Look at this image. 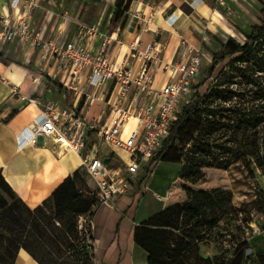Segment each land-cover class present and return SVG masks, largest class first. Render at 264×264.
Returning a JSON list of instances; mask_svg holds the SVG:
<instances>
[{"label":"crops","instance_id":"crops-1","mask_svg":"<svg viewBox=\"0 0 264 264\" xmlns=\"http://www.w3.org/2000/svg\"><path fill=\"white\" fill-rule=\"evenodd\" d=\"M116 1L36 0L32 17L46 35L62 41L77 37L79 21H85L87 26L95 25L99 32L91 44L95 50L101 48L99 39L102 41L105 35L113 34L117 39L110 44L108 52L116 63L129 55V46L134 40H139L142 50L156 45L161 62L157 64L154 85L161 87L167 79L164 71L166 61L178 58L183 41H200L198 30L207 32L209 28V32H215L209 26L217 20L218 14H222L218 0H132L126 16L113 22ZM240 1H248L252 5L259 1L261 7L264 2ZM24 3L25 0H0V13L14 16ZM89 5H92L90 11ZM62 9L70 19L61 15ZM135 10H140L143 18L134 15ZM150 15L151 21L145 24L144 19ZM82 40L86 42L87 36L84 35ZM130 64L134 71L140 67V61L131 57ZM53 70V59L42 58L29 42L17 40L6 44L0 54V198L19 201L31 210L43 205L54 189L83 165L81 155L64 150L51 137L39 135L35 142L30 138L29 126L39 121L37 118L45 96L64 94L58 92L57 85L60 87L61 84L55 81ZM71 89H76L74 103L77 106L82 99L81 86ZM85 93L104 99L109 93V84L95 89L93 85H86ZM29 97L39 100V103L31 102ZM81 110L86 118L98 117L91 108ZM161 161L157 162L152 174ZM174 181L175 177L162 180L159 190L152 191L150 179L142 180L140 177L138 183L117 198L114 206L101 204L95 209L93 235L97 240L94 252L98 264H148V252L135 242V230L169 204ZM145 202L146 207L142 210ZM13 264L42 263L30 250L21 246Z\"/></svg>","mask_w":264,"mask_h":264},{"label":"rangeland","instance_id":"rangeland-1","mask_svg":"<svg viewBox=\"0 0 264 264\" xmlns=\"http://www.w3.org/2000/svg\"><path fill=\"white\" fill-rule=\"evenodd\" d=\"M218 1L220 2L219 9L222 14H218L217 20L209 26L215 32H209V28H207V32L199 30L197 32V37L203 47L205 50H209L211 54L213 50L219 47L221 38L227 39L229 36H234L239 42L243 43L245 37L238 27L249 30L252 24L250 21L256 20L261 23V18L263 17L259 1H256L255 5L250 4L248 1L243 2L240 0ZM91 8L92 5H89L88 11ZM62 11L61 15L70 19V15L64 9ZM84 20H86V17ZM32 24L36 29L43 31L45 37L58 41L57 38L46 35V31L41 29L33 21V18ZM78 26L79 32L75 39H80L81 36L83 38L84 35L88 38V33L86 34L88 26L85 21H79ZM82 29L81 34L80 31ZM59 41L65 43L70 40ZM80 42L86 44L88 40L83 42L80 39ZM99 42L101 44L100 39ZM192 43L197 44L198 42L194 39ZM262 44L264 46V37ZM90 47L95 52L100 51V49L95 50L92 46ZM210 63L204 65L199 82L205 80V69ZM246 65H248V62H237L234 66L228 65L226 67H246ZM255 65L250 64L248 67H256ZM54 79L62 86L59 87L57 85V88L60 89L58 92L62 91L64 94L62 96L58 94L45 96L46 100L43 103V108L44 105H48L58 111L75 108L76 115L80 116L82 120L97 126V128H91L93 130L86 139L83 155L89 153L96 144V154L106 159L109 169L122 165L123 161L118 152L107 143H104L98 135L99 129L108 123L110 107L106 102L110 92L104 99L102 97L97 99V95L90 97L85 93L88 83L83 78L79 84V87L81 86L79 91L82 93L80 96L82 99L76 106L74 103V98L76 97L74 91L76 89H71L72 87L62 83L56 76ZM225 80L226 77H222L219 80L213 78L211 82L207 81L202 86V89L206 91L219 82L226 85ZM96 87H101V85H93L94 89ZM232 87L236 88L237 86L234 84ZM94 98L96 100L91 103ZM82 108H84V111H88L91 108L92 113L95 112L98 117L86 118L82 113ZM203 118V115H197L188 120L186 125L179 129L177 137L171 145L172 147L170 146L168 154L164 156L156 171L152 174L150 168H147L143 171V173L146 172L144 178L142 176L143 173L141 178L142 180L145 178L147 180L150 179L152 183L151 190L153 191L155 189L159 190L162 180L164 182L168 178L175 177L169 194L170 205L185 203L194 196V193L202 190L213 192L214 194L222 191L230 195L229 203L223 204L222 209L217 207L214 210H209L210 216L217 213L221 215L216 224L211 226L207 222L210 216L208 218L204 217L201 221L204 225V229L201 232L202 236L198 240H193L194 247L190 253V258L186 259L185 264H210V262L211 264H231L236 252L239 251V254H241L242 246H250L252 248L244 264H264V166L259 167L255 162H252L249 166L246 161L234 162L228 168L187 163L185 157L192 149L193 144L211 146L203 140L205 133ZM40 119H42L41 115L37 120ZM65 122L66 125L69 124L68 121ZM29 131H31L30 128ZM227 137L224 136V139ZM219 141H222L221 138ZM121 154L125 158L128 157L126 152H121ZM177 155L179 156L178 160ZM81 177L88 181V186L85 187L88 190L84 193L96 199L98 191L96 180L88 173L84 164L81 166ZM261 193L263 195L262 199L258 202L252 201L259 197ZM12 202V199L6 201L0 198V264H10L12 253L16 251L19 245L31 247L44 264H94L91 258L85 259V255L82 252V246L87 243L86 237H83L78 232V235L72 238L73 241L66 238L62 232V224L52 219L49 203H44L40 207L34 208V210L29 209L22 203L17 204V209L14 212L8 208L9 203ZM146 203L141 207L142 210L145 209ZM206 259H210V262ZM232 264H239V261Z\"/></svg>","mask_w":264,"mask_h":264},{"label":"built area","instance_id":"built-area-1","mask_svg":"<svg viewBox=\"0 0 264 264\" xmlns=\"http://www.w3.org/2000/svg\"><path fill=\"white\" fill-rule=\"evenodd\" d=\"M35 5L36 0H25L14 16L0 13V54L6 44L17 40L29 42L38 49L42 58L53 59V76L67 86L79 87L83 78L88 85L109 84L110 96L106 103L109 104L110 115L98 135L118 152L122 165L109 169L106 159L96 154V144L83 155L86 139L93 130L91 128L97 126L82 120L76 115L75 108L58 111L44 105L40 111L42 119L29 126L30 138L34 142L39 135H44L51 137L64 150L81 155L88 173L96 180L97 203L89 212L78 215L77 229L86 237V251L90 258L98 264L94 256L97 241L93 235L95 209L101 204L114 206L120 195L140 181L141 174L169 137L173 122L192 98L203 67L212 61L213 55L205 50L201 41L197 44L183 41L178 58L165 63L166 82L156 87L155 74L157 64L161 62L156 45L142 50L139 40H134L129 46V55L116 63L108 52L110 44L117 39L113 34L104 36L99 52L90 47L99 33L95 25L86 28V44L80 42L82 36L65 43L47 38L32 24ZM133 14L143 18L140 10H135ZM151 18L152 15L145 18V24ZM130 57L140 61L137 71L130 64ZM29 99L39 103L37 99ZM65 121L69 124L66 125ZM129 122L132 126L127 129ZM120 150H124L128 157H123Z\"/></svg>","mask_w":264,"mask_h":264},{"label":"trees","instance_id":"trees-1","mask_svg":"<svg viewBox=\"0 0 264 264\" xmlns=\"http://www.w3.org/2000/svg\"><path fill=\"white\" fill-rule=\"evenodd\" d=\"M131 2L132 0L116 1L113 22L126 16ZM260 11L263 16L261 23H252L249 30L238 27L245 37L243 43L234 36L219 41L220 47L213 50L212 61L205 69V80L195 85L192 98L173 122L169 137L149 164L150 172L168 154L179 129L197 115L204 116L203 140L211 146L193 144L185 157L187 163L228 168L234 162L246 161L249 166L252 162L259 167L264 166V2ZM237 62H248V65L226 67L234 66ZM250 64H256V67H248ZM222 77H226V85L219 82L206 91L202 89L207 81ZM234 84L236 88L232 87ZM224 136L228 137L224 139ZM220 138L222 141H219ZM87 184L88 181L81 177L79 168L69 174L45 201L50 204L52 219L62 224L64 236L72 241L78 235V215L89 212L98 200L97 197L94 199L84 193L88 190L85 188ZM229 198L230 195L222 191L216 194L198 191L185 203L168 204L137 226L135 242L148 252V264H185L186 259L191 256L193 240L202 236L204 225L201 221L210 216V209H222L223 204L229 203ZM262 198L261 193L252 201L258 202ZM17 204L21 203L14 201L8 208L16 211ZM220 217L219 213L211 214L207 222L213 226ZM21 246L37 256L31 247L19 245L12 253L10 264H13ZM87 246V243L82 246L85 259L90 258ZM249 247L242 246L241 254L237 251L231 264L237 261L244 264ZM41 263L44 264L42 261Z\"/></svg>","mask_w":264,"mask_h":264},{"label":"bare ground","instance_id":"bare-ground-1","mask_svg":"<svg viewBox=\"0 0 264 264\" xmlns=\"http://www.w3.org/2000/svg\"><path fill=\"white\" fill-rule=\"evenodd\" d=\"M131 126H132L131 122L127 123V129H130ZM120 152H125V151L124 150H120Z\"/></svg>","mask_w":264,"mask_h":264},{"label":"water","instance_id":"water-1","mask_svg":"<svg viewBox=\"0 0 264 264\" xmlns=\"http://www.w3.org/2000/svg\"><path fill=\"white\" fill-rule=\"evenodd\" d=\"M252 250V248L251 247H249V248H247V250H246V256L248 257V255H249V252Z\"/></svg>","mask_w":264,"mask_h":264}]
</instances>
